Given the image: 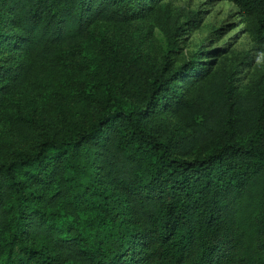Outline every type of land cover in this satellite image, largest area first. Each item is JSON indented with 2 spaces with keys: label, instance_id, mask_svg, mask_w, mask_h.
Wrapping results in <instances>:
<instances>
[{
  "label": "trees",
  "instance_id": "1",
  "mask_svg": "<svg viewBox=\"0 0 264 264\" xmlns=\"http://www.w3.org/2000/svg\"><path fill=\"white\" fill-rule=\"evenodd\" d=\"M156 1L0 0V264H264L259 82L236 89L224 67L186 74V62L147 68L132 100L85 93L47 126L2 107L94 22ZM230 1L263 52L264 0Z\"/></svg>",
  "mask_w": 264,
  "mask_h": 264
},
{
  "label": "rangeland",
  "instance_id": "2",
  "mask_svg": "<svg viewBox=\"0 0 264 264\" xmlns=\"http://www.w3.org/2000/svg\"><path fill=\"white\" fill-rule=\"evenodd\" d=\"M194 61H192L193 59ZM1 61H6L0 55ZM190 62L186 74L224 67L236 89L254 82L264 87V51L257 52L239 7L230 0H157L142 16L111 23L96 21L80 46L58 47L55 57L34 68L3 109L27 112L30 124L60 120L83 109L91 94L126 100L143 92L147 68L168 72ZM201 70V69H200ZM182 74L179 86L188 79ZM85 93H90L86 98ZM132 100V99H131ZM0 111V131L9 122ZM1 133V134H2ZM5 136H0L3 139Z\"/></svg>",
  "mask_w": 264,
  "mask_h": 264
}]
</instances>
